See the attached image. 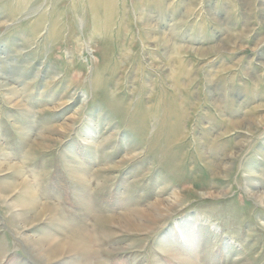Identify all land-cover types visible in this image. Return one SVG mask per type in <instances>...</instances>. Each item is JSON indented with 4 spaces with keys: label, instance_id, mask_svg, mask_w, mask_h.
<instances>
[{
    "label": "rangeland",
    "instance_id": "obj_1",
    "mask_svg": "<svg viewBox=\"0 0 264 264\" xmlns=\"http://www.w3.org/2000/svg\"><path fill=\"white\" fill-rule=\"evenodd\" d=\"M106 3L0 0V264H264V0Z\"/></svg>",
    "mask_w": 264,
    "mask_h": 264
},
{
    "label": "bare ground",
    "instance_id": "obj_2",
    "mask_svg": "<svg viewBox=\"0 0 264 264\" xmlns=\"http://www.w3.org/2000/svg\"><path fill=\"white\" fill-rule=\"evenodd\" d=\"M106 1L108 2V0H98V4L100 5L99 7L100 8H98V10L100 9V10H102L103 9V11L105 10V9H107V3H106ZM96 7V6H95ZM102 8V9H101ZM111 19H112V17H111ZM108 18H102V24H101V27H103L107 22H108ZM99 21V20H98ZM111 21V20H110ZM109 21V22H110ZM97 22V21H96ZM112 25H113V22L111 23ZM106 26H108L107 24H106ZM105 26V27H106ZM109 28V27H108ZM110 30V29H109ZM128 37V36H127ZM159 39V38H158ZM156 40V39H155ZM123 41V40H122ZM128 42V41H127ZM160 42H162V41H160ZM125 43V42H124ZM123 43V44H124ZM132 44V43H131ZM167 44V42H165V45ZM131 46V45H130ZM164 46V45H163ZM94 53V52H93ZM15 93L17 94V92L15 91ZM85 99L86 98H83L82 99V101L84 102L85 101ZM25 109V108H24ZM24 114V113H23ZM25 123H27L26 121L24 122V124L22 125V126H20L19 128H18V131L22 134V139L24 140V142L26 143V142H28V133H30L31 131L29 130V129H25L23 126H25L26 124ZM47 130V132H50V133H54L55 134V129H46ZM43 132V131H42ZM86 133H89V131H86ZM83 134H85V133H83ZM62 135H63V133H62ZM61 135V136H62ZM44 138V139H43ZM41 139H43V140H46L45 139V137H41ZM35 142H38L39 143V141H35ZM33 143V142H32ZM28 145H30V144H28ZM205 156V155H204ZM0 167H1V165H0ZM9 169V168H8ZM16 169V168H15ZM10 170V169H9ZM2 171V170H1ZM0 171V172H1ZM69 174H70V177H72V179H74L75 181H77V182H79V183H81V187H85V185H83L85 182V179L83 178V177H81V178H79V176L80 175H78L79 173H77V172H74L73 171V169L72 170H69ZM4 173V172H3ZM15 173H16V171H15ZM250 183L246 186V188H245V190H246V192L250 195V196H252V197H254V198H256L260 203H264V192H262V191H259L257 188V183L256 182H253L252 180H248ZM28 183V182H27ZM27 183H21L20 185H19V189H22V190H25V191H27L28 190V185H26ZM0 189L5 193L4 195L6 196V197H8L9 196V194L10 193H12L14 190H15V187H14V184L13 183H8V182H6V183H4V182H0ZM2 194V193H1ZM159 194H164V193H159ZM203 196V195H202ZM85 199V198H84ZM28 200H31V198L28 196V199H27V201ZM17 202V201H16ZM24 203H25V201H23ZM163 202V201H162ZM162 202H159V204H161ZM171 202H173L172 200H170V199H167L166 200V203H168L167 204V207L169 206V204H171ZM23 203V204H24ZM16 204V203H15ZM88 205H89V203H88V200H86L85 199V202L83 203V205H81V206H83V208L85 207H87L88 208ZM121 205H123L124 206V208H120L119 210H120V212H118L116 215H113V214H108L107 213V215L106 216H102V215H96V217H94L95 219H96V221H99V222H102V223H107V224H114L115 226H117V227H119V228H121V229H123V230H126L127 228H128V230H130L131 232L132 231H139V230H141L142 228H143V226L144 225H140L139 223L138 224H136V222L134 221V219L135 218H139V220H141L142 218H145V216L147 217V216H150V218H152V220H157L161 215H159L158 214V212H156L155 213V216L153 215V213H151V212H149V211H145V210H140V209H136L135 211H132V213H131V210H130V208L126 205V204H124V203H122ZM264 205V204H263ZM154 209V208H153ZM46 210H48V211H50V212H53V209L52 208H48V209H46ZM155 210V209H154ZM131 213V214H130ZM94 215V214H93ZM105 215V214H104ZM19 216V215H18ZM53 220L54 219H56L55 218V215H53ZM22 221V220H21ZM36 221V220H35ZM143 221V220H142ZM33 222V221H32ZM139 222V221H138ZM73 225H72V227H74V226H77V224H75V223H72ZM145 224V223H144ZM127 230V231H128ZM120 231V230H119ZM86 232V231H85ZM101 232V231H100ZM89 234V233H88ZM87 233L85 234V237H87L88 238V240H87V242L86 241H84V240H81V239H79V238H75V240L73 239L72 241H68L67 243H66V240H64L63 242L64 243H66L65 244V246L67 247L65 250H66V252H69L70 254H72V253H75V252H79V253H83V254H90V253H94V251H93V248H94V246H96L97 245V243L95 242V238L92 236H90V235H88ZM100 236V235H99ZM100 238H101V236H100ZM51 240H53V241H55L54 239H52V238H50ZM63 239H65V238H63ZM102 239V238H101ZM62 241V240H61ZM105 241V240H104ZM185 241H187V247L185 248V249H187V250H189L190 252H191V249H190V244H191V241L188 239V237L187 236H185ZM41 242H43V240L41 241ZM99 242V241H98ZM40 248V247H39ZM120 249H122V248H120ZM173 251L174 252H176L174 249H173ZM45 252L47 253V254H49L50 256H52V257H55V256H57V255H61L62 254V252H63V250L62 249H60V243H55V244H53L52 242H51V246H49L48 247V249L46 250L45 249ZM92 254H90V256H91ZM50 256H49V260H50ZM187 264H196V261L194 262L193 260H189V262H187Z\"/></svg>",
    "mask_w": 264,
    "mask_h": 264
}]
</instances>
